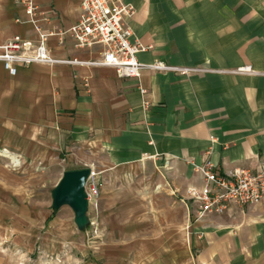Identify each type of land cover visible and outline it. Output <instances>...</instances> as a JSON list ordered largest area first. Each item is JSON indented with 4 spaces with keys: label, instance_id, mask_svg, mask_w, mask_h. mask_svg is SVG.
Returning a JSON list of instances; mask_svg holds the SVG:
<instances>
[{
    "label": "crops",
    "instance_id": "0c3cea01",
    "mask_svg": "<svg viewBox=\"0 0 264 264\" xmlns=\"http://www.w3.org/2000/svg\"><path fill=\"white\" fill-rule=\"evenodd\" d=\"M18 2L0 0L2 40L36 38L31 24L16 22L25 19ZM80 2L36 0L48 20L41 21L42 29L74 25ZM123 2L135 8L125 20L132 40L151 46L137 55L139 62L193 71L143 68L138 79H125L111 67L33 64L10 76L0 63V144L10 138L35 159L36 151L69 143L85 167L100 173L99 211L87 215L100 220L106 235L97 255L102 264H264V198L198 221L194 203L185 198L189 187H202L194 166L204 161L222 175L234 168L264 169V107L249 105L258 98L264 103V82L221 73L241 61L253 64L254 56L264 67V0ZM258 4L263 8L257 10ZM252 17L262 20L259 26ZM255 37L263 39L259 46ZM61 41H47L56 59L100 57L98 47L78 49L69 37ZM249 84H257L258 94ZM15 197L17 204L26 201L23 194Z\"/></svg>",
    "mask_w": 264,
    "mask_h": 264
},
{
    "label": "built area",
    "instance_id": "2783aa9c",
    "mask_svg": "<svg viewBox=\"0 0 264 264\" xmlns=\"http://www.w3.org/2000/svg\"><path fill=\"white\" fill-rule=\"evenodd\" d=\"M23 8L25 19L16 20L17 23L31 24L36 34L34 40L14 35L7 40L0 38V63L3 69L15 76L21 66L33 64L57 65H86L114 68L122 78H138L143 68L170 72H188V69L168 67L162 63L145 65L138 61L137 55L151 49L139 41L132 40V31L125 20L132 17L135 8L123 0H81L78 20L74 25L57 32H46L42 29L41 21H48L40 11L36 0H19ZM69 37L78 49L99 48L100 57L90 61L60 60L52 56L47 47L49 37ZM247 71L250 69L246 67ZM90 175L84 189L89 210L96 213L99 207L98 199L103 187L100 173L91 167ZM217 166L211 161H205L202 166H195L203 179L201 188L189 187L185 191V198L192 201L195 210L194 220H202L207 214L219 215L231 205H257L264 198V169L245 170L234 168L233 171L222 175ZM92 233L96 234L95 227Z\"/></svg>",
    "mask_w": 264,
    "mask_h": 264
},
{
    "label": "rangeland",
    "instance_id": "374dc122",
    "mask_svg": "<svg viewBox=\"0 0 264 264\" xmlns=\"http://www.w3.org/2000/svg\"><path fill=\"white\" fill-rule=\"evenodd\" d=\"M256 7L257 10L263 8L259 4ZM252 19L256 21V26H259L260 21H262L258 17H252ZM261 41L263 39L256 40L255 37L253 44L255 45L257 42L259 46ZM254 45L255 54L257 50H255ZM249 48H251L250 44H248ZM254 57L257 59H254L253 64L249 60L241 61L240 66L222 70L221 73L240 77L248 76L257 79L259 83L260 81L264 82V67L260 64L262 63L260 59L257 56ZM155 63L164 64L159 61ZM260 66L261 69H258ZM246 67L250 69L242 73L241 70ZM175 68L188 69V72L193 71V68ZM205 69L208 68H194L197 71ZM174 72L182 75L187 73ZM249 85L258 94L259 87L257 84ZM247 87L249 86L241 84V88L246 89ZM145 93L144 89L140 90V94L145 95ZM254 100L250 101L249 105H253L257 109L264 107V103L258 102L259 98ZM9 139L5 138L0 144V186L3 190L0 189V264H102L97 260V255L106 235L101 232L100 220L98 221L95 216L87 215L89 219L87 227L85 230H78L73 220L74 214L68 206L53 210L49 202L50 200L52 202L51 191L62 173L74 169H83L87 164L82 162V159L76 156L74 151L68 150L69 147H72L69 143L49 153H44L42 150L36 151L38 157L34 159L28 157V152L22 153L21 150L15 149V145ZM211 141L214 140L211 138ZM20 145L26 146V144L20 143L18 147H23ZM204 162L199 166H202ZM33 186H37L38 190H32ZM18 187L19 191L17 192ZM14 194H23L26 196V201L19 200L17 204L16 199H13L16 198ZM27 198L32 201L36 199L37 205L28 207L29 203L32 202L31 200L27 201ZM44 204L46 206H43ZM46 211L51 214V217H43L42 212ZM88 211H90L89 208ZM34 214L37 218H28L29 215ZM94 227L96 234L92 233ZM85 247L89 249L88 252H86Z\"/></svg>",
    "mask_w": 264,
    "mask_h": 264
},
{
    "label": "water",
    "instance_id": "95a60500",
    "mask_svg": "<svg viewBox=\"0 0 264 264\" xmlns=\"http://www.w3.org/2000/svg\"><path fill=\"white\" fill-rule=\"evenodd\" d=\"M90 170L87 167L64 171L51 191V206L58 210L68 206L73 214V220L78 230H85L89 223L87 218L88 203L84 189Z\"/></svg>",
    "mask_w": 264,
    "mask_h": 264
},
{
    "label": "bare ground",
    "instance_id": "6f19581e",
    "mask_svg": "<svg viewBox=\"0 0 264 264\" xmlns=\"http://www.w3.org/2000/svg\"><path fill=\"white\" fill-rule=\"evenodd\" d=\"M241 69H242V68H241ZM241 72H242V73H245V72H247V69L244 68L243 70H241Z\"/></svg>",
    "mask_w": 264,
    "mask_h": 264
}]
</instances>
